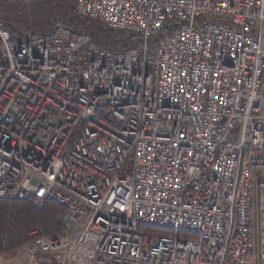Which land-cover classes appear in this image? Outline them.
I'll list each match as a JSON object with an SVG mask.
<instances>
[{"label":"built area","instance_id":"1","mask_svg":"<svg viewBox=\"0 0 264 264\" xmlns=\"http://www.w3.org/2000/svg\"><path fill=\"white\" fill-rule=\"evenodd\" d=\"M76 12L136 44L114 52L63 26L21 43L0 17V198L52 201L68 229L34 230L14 256L264 264V0Z\"/></svg>","mask_w":264,"mask_h":264},{"label":"trees","instance_id":"2","mask_svg":"<svg viewBox=\"0 0 264 264\" xmlns=\"http://www.w3.org/2000/svg\"><path fill=\"white\" fill-rule=\"evenodd\" d=\"M76 1L0 0V17L12 38L21 43L33 35L49 34L58 26H63L76 33L90 36L94 43L114 52L124 51L136 44L135 40L116 42L113 39L117 33L99 20L80 17L76 12ZM64 217L65 210L52 201L38 208L33 199L0 198V255L13 254L26 243L35 241L37 237L31 233L37 229L47 236L67 233Z\"/></svg>","mask_w":264,"mask_h":264},{"label":"rangeland","instance_id":"3","mask_svg":"<svg viewBox=\"0 0 264 264\" xmlns=\"http://www.w3.org/2000/svg\"><path fill=\"white\" fill-rule=\"evenodd\" d=\"M29 2H31V1H29ZM256 248H257V243H256ZM1 257L2 258H1L0 264H34L30 257H27L28 259L24 258V259H26V260H24V259H20V258L16 257V255L14 256V253L8 254V255H1Z\"/></svg>","mask_w":264,"mask_h":264},{"label":"water","instance_id":"4","mask_svg":"<svg viewBox=\"0 0 264 264\" xmlns=\"http://www.w3.org/2000/svg\"><path fill=\"white\" fill-rule=\"evenodd\" d=\"M30 39V37L29 38H27V40H29Z\"/></svg>","mask_w":264,"mask_h":264},{"label":"crops","instance_id":"5","mask_svg":"<svg viewBox=\"0 0 264 264\" xmlns=\"http://www.w3.org/2000/svg\"><path fill=\"white\" fill-rule=\"evenodd\" d=\"M28 259V258H27ZM24 260H26V259H24Z\"/></svg>","mask_w":264,"mask_h":264}]
</instances>
